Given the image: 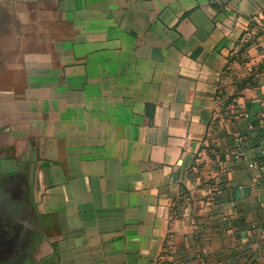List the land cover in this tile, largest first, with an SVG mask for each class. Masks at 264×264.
Instances as JSON below:
<instances>
[{"label": "crops", "instance_id": "0c3cea01", "mask_svg": "<svg viewBox=\"0 0 264 264\" xmlns=\"http://www.w3.org/2000/svg\"><path fill=\"white\" fill-rule=\"evenodd\" d=\"M0 15L21 264H264V176L246 166L264 146V0H0Z\"/></svg>", "mask_w": 264, "mask_h": 264}, {"label": "rangeland", "instance_id": "374dc122", "mask_svg": "<svg viewBox=\"0 0 264 264\" xmlns=\"http://www.w3.org/2000/svg\"><path fill=\"white\" fill-rule=\"evenodd\" d=\"M11 18L0 15V56L4 53L1 51L2 46L6 42L7 30L5 28L7 21ZM3 50V49H2ZM4 66L0 63V77L3 74ZM16 184L5 177H0V264H21L25 259L21 255H16L22 246V242L17 239L21 232V217H17L16 213L20 209H15L13 203L20 204L16 201L20 198V193L15 192ZM15 196H17L15 198ZM10 221H13L10 223ZM12 218V219H11Z\"/></svg>", "mask_w": 264, "mask_h": 264}, {"label": "built area", "instance_id": "2783aa9c", "mask_svg": "<svg viewBox=\"0 0 264 264\" xmlns=\"http://www.w3.org/2000/svg\"><path fill=\"white\" fill-rule=\"evenodd\" d=\"M258 121L263 124L264 123V113H261L258 117ZM253 128L252 124L248 125V130H251ZM235 157L236 159L240 160L244 156V150H243V138L237 137L235 139ZM247 168L249 170H255L257 171L260 176H264V146L263 143H261V149L259 152V156L256 159H253L249 162H247Z\"/></svg>", "mask_w": 264, "mask_h": 264}, {"label": "flooded vegetation", "instance_id": "af4514ba", "mask_svg": "<svg viewBox=\"0 0 264 264\" xmlns=\"http://www.w3.org/2000/svg\"><path fill=\"white\" fill-rule=\"evenodd\" d=\"M11 219H12V218H11ZM7 220H9V218H8ZM9 221H10V220H9ZM11 222H13V221H10V223H11ZM11 225H12V223H11ZM22 229H23V227L21 228V232H22ZM21 232H20V236L17 237L18 240H20ZM20 241H21V240H20ZM21 248H22V246H21ZM21 248L19 249V252H20Z\"/></svg>", "mask_w": 264, "mask_h": 264}]
</instances>
